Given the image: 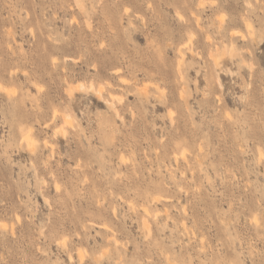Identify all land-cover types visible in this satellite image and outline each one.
Wrapping results in <instances>:
<instances>
[{"label": "rangeland", "instance_id": "1", "mask_svg": "<svg viewBox=\"0 0 264 264\" xmlns=\"http://www.w3.org/2000/svg\"><path fill=\"white\" fill-rule=\"evenodd\" d=\"M0 264H264V0H0Z\"/></svg>", "mask_w": 264, "mask_h": 264}, {"label": "bare ground", "instance_id": "2", "mask_svg": "<svg viewBox=\"0 0 264 264\" xmlns=\"http://www.w3.org/2000/svg\"><path fill=\"white\" fill-rule=\"evenodd\" d=\"M78 3H80V0H76ZM247 27L249 28V27H251V25L249 24V23H247ZM181 50V49H180ZM180 53H182V52H180ZM183 54V57H184V53H182ZM183 59V58H182ZM181 59V60H182ZM86 88V87H85ZM88 88H90V87H88ZM95 88V87H94ZM87 89V88H86ZM85 90V89H84ZM97 93V92H96ZM100 94V93H99ZM112 96H113V94H111ZM115 100V99H114ZM114 100H113V102H114ZM57 114V113H56ZM69 118V117H68ZM68 120V119H67ZM67 122H69V121H67ZM49 124V123H48ZM66 124V123H65ZM68 125V124H67ZM26 132L25 133H22V135H23V137H27V140L26 141H28L29 140V138L28 137H33V132L31 131V130H25ZM30 138V139H31ZM24 139V138H23ZM23 141H25V140H23ZM30 141V140H29ZM33 141V140H32ZM34 142V141H33ZM36 142V141H35ZM34 142V143H35ZM31 143V142H30ZM27 144V143H26ZM29 145V144H28ZM35 146V145H34ZM33 146V147H34ZM32 147V148H33ZM148 223V222H147ZM148 225V224H147ZM149 226V225H148ZM146 228H147V226H146ZM149 229V228H148ZM149 232V231H148Z\"/></svg>", "mask_w": 264, "mask_h": 264}]
</instances>
